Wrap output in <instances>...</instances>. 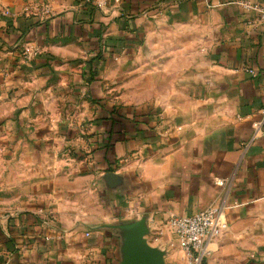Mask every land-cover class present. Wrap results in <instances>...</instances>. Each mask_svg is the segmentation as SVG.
<instances>
[{
	"label": "crops",
	"instance_id": "1",
	"mask_svg": "<svg viewBox=\"0 0 264 264\" xmlns=\"http://www.w3.org/2000/svg\"><path fill=\"white\" fill-rule=\"evenodd\" d=\"M121 9L0 0V264H192L213 205L202 264H264V0Z\"/></svg>",
	"mask_w": 264,
	"mask_h": 264
},
{
	"label": "built area",
	"instance_id": "2",
	"mask_svg": "<svg viewBox=\"0 0 264 264\" xmlns=\"http://www.w3.org/2000/svg\"><path fill=\"white\" fill-rule=\"evenodd\" d=\"M94 9L105 14L115 11L123 13L121 9V0H87ZM246 9L259 11L256 5L244 1L241 3ZM115 8V10H113ZM39 49H25V55L31 60L38 57ZM252 75L255 72L248 69ZM262 120L254 123L255 138L258 137L264 124V108L260 111ZM166 227L172 232L175 238L180 241L185 253L191 259L192 264H202L211 251L209 245L213 240L221 237L228 229V221L224 207L222 205H213L192 216H172L168 219Z\"/></svg>",
	"mask_w": 264,
	"mask_h": 264
},
{
	"label": "water",
	"instance_id": "3",
	"mask_svg": "<svg viewBox=\"0 0 264 264\" xmlns=\"http://www.w3.org/2000/svg\"><path fill=\"white\" fill-rule=\"evenodd\" d=\"M156 264H164V263H163L162 259L159 258V261Z\"/></svg>",
	"mask_w": 264,
	"mask_h": 264
}]
</instances>
